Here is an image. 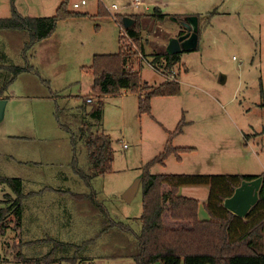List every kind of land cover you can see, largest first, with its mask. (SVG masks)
I'll return each mask as SVG.
<instances>
[{"label":"rangeland","instance_id":"obj_1","mask_svg":"<svg viewBox=\"0 0 264 264\" xmlns=\"http://www.w3.org/2000/svg\"><path fill=\"white\" fill-rule=\"evenodd\" d=\"M81 1L70 0L69 4V9L82 13L81 16L59 22L51 38L35 45L28 53L30 65L36 66L37 58L44 59L52 54L55 59L53 68L49 67L48 61L43 69L48 73L54 69L52 74L66 72V77L58 74L52 80L55 89L67 87L66 94H69V98L59 100L58 104L68 110L62 116L63 123L67 124L71 132L78 134L76 151L81 163L87 162L88 157L85 142L81 140L78 129L83 125L84 116L89 119L84 113L87 110L85 94H88L85 91L88 90L82 80L87 75L84 73L86 67L83 66L90 65L97 54H117L121 48L120 26L112 16L99 15V3L103 2L108 9L115 5L119 8L128 7L117 12L124 18L147 15V18L136 25L141 29L140 42L145 56L138 52L134 41L125 44L137 51L139 58L143 57L141 77L144 83L160 85L177 74L180 75L181 92L174 97H154L152 116L140 113L138 93L123 92L104 98L103 121L98 122L95 131L107 133L111 137L114 149L113 172L97 177L92 187H87L74 173L73 167L68 166V161L74 156L73 151L69 154L70 158L68 154H61L60 156L65 157L56 159L58 164L54 168L47 165L41 170H29L34 177H50L47 185L49 189L33 188L34 191H40L35 199L38 206L42 202L51 211L56 208L64 210L63 220L61 218L56 223L57 226H64V229L58 233L56 227L52 228L50 224L49 229L54 238L50 237V233L47 236L39 235L33 237V240L42 236L43 242L28 244L32 236L22 234L14 216H10L4 227V234H0V261L5 264H26L25 258L50 255L55 248L53 240L80 245L88 239L82 221L70 216L71 201L68 203L66 197L59 198L51 188L75 193L95 192L113 220L130 226L134 232L139 233L143 214V189L140 186L131 202L124 201L123 194L146 172L187 175L264 174V107L261 106L264 103V0H143L139 7L132 6L134 0H87L86 6L74 9L73 4ZM38 5L33 0H18L17 3L22 14L32 17H38L41 13ZM215 10L219 15L206 23L205 15ZM45 11L46 8L42 10ZM159 12L167 14V17L159 20L155 16ZM49 14L54 15L55 10ZM114 14L115 12L112 13ZM193 14L201 17L199 47L180 54V65L169 74L163 61L158 65L151 62L155 54L167 52L171 40L184 30L181 22ZM176 15L186 17L178 21L176 19L180 17ZM10 16L9 0H0V18ZM60 51L62 55H59ZM20 55L22 54L17 55L15 49L12 51L9 40L6 41L0 35V62L9 63L12 59L16 64L22 65L24 61L20 59ZM138 67L135 66L136 69ZM4 78L5 75L2 74L0 83ZM46 82L50 83L49 80ZM16 85L17 94L23 88L26 89L22 80ZM47 85L44 87L49 90ZM37 87L41 89L40 86ZM11 91L13 92L12 87L9 94ZM62 91L63 89L58 91V94ZM33 92L36 94L37 91ZM28 107L31 108V105ZM33 107L36 117L34 123L23 119L27 125L26 134L45 133L44 126L49 122L46 119H51L50 112L44 110L46 107L41 104H34ZM15 112L18 109L12 103L4 120L0 121V172L4 170L10 176H15L18 171L20 174L24 172L13 161L14 140L2 143L4 133L15 135L19 131ZM182 119L185 122L183 132L174 137L173 145L193 147L195 150L182 153L181 160L171 155L165 160V166L154 163L147 167L150 161L164 151L169 131L174 132ZM91 121L94 122L90 119L89 122ZM50 124L51 122L49 126ZM55 131L52 129L48 134L54 135ZM55 143L58 141L47 143L46 149H51ZM63 149L67 152L68 146L64 145ZM5 193L9 194V199L14 198L13 193L6 189L0 191V200L6 199ZM52 200L57 203L52 204ZM49 214L42 219L45 223L41 230L50 223ZM54 258L48 264H136L132 259H103L101 252L95 248L80 252L77 248L67 247L58 250Z\"/></svg>","mask_w":264,"mask_h":264},{"label":"trees","instance_id":"obj_2","mask_svg":"<svg viewBox=\"0 0 264 264\" xmlns=\"http://www.w3.org/2000/svg\"><path fill=\"white\" fill-rule=\"evenodd\" d=\"M9 2L11 16L0 18V35L6 41L9 40V48L12 51L15 49L17 55L22 54L19 57L24 63L18 65L12 59L9 63L0 62V76L5 75L4 81L0 83V98L8 92L19 75L35 71L29 62V51L51 37L59 22L81 16V13L69 9L70 0H63L54 16L43 18L25 17L17 9V0H9ZM104 13L110 15L106 7L100 3L99 14ZM216 14L217 11L209 13L206 23H209ZM117 16L118 21L124 25V17ZM146 16H130L134 24L126 28L137 44L138 52L143 56L145 55L140 42L141 29L136 25L147 18ZM155 16L159 20L167 17L161 12ZM180 18L178 20H182ZM198 18L201 19L200 15ZM201 34L202 28H199L200 39ZM120 44L121 48L117 54L96 55L92 65L85 68L93 77L92 110L84 111L89 119H83V125L78 132L81 140L85 142L87 162L81 163L77 155L78 134L71 132L67 124L62 121L64 112L68 110L58 108L56 113L61 127L72 136L73 171L88 187L93 186L92 181L95 178L113 172L114 149L111 137L107 133L95 131L98 122L103 121L104 98L117 96L123 92L138 93L140 113L152 116L154 97H174L181 92L180 75L177 74L176 79H169L158 86L144 83L141 77L144 65L137 51L122 45L121 39ZM153 58L151 63L158 65L163 61L169 74L173 73L174 68L181 63L180 53H157ZM136 65L139 66L137 69ZM262 94L264 97V92ZM261 106L264 107V103ZM90 119L94 122H89ZM183 119L175 131L170 132L164 151L150 161L147 167L154 163L164 165L165 160L171 155L181 160L182 153L195 150L173 145L174 137L183 132L185 125ZM258 177L263 178L259 201L247 216H237L224 206L225 200L233 196L236 188L241 186L243 181H252ZM141 187L143 214L140 218L139 233L134 232L132 227L113 220L95 192L71 194L73 215L82 221L88 239L80 245L53 240L55 248L50 255L25 258V263L48 264L55 259L58 250L74 247L80 252L95 248L101 252L103 259H132L136 264H264V252L258 247L259 242L264 240V174L261 176L187 175L146 172ZM181 187H209L210 193L205 205L210 216L209 220H200L199 202L193 198L180 196ZM1 188L5 189L3 191L10 190L14 195V198L9 199V194L5 193L6 199L0 200V231H2L0 234L3 235L10 216H14L17 225L21 226L25 195L23 182L19 178L0 176ZM39 242L43 241H37ZM32 243L36 242L28 244ZM0 264L5 262L0 261Z\"/></svg>","mask_w":264,"mask_h":264},{"label":"crops","instance_id":"obj_3","mask_svg":"<svg viewBox=\"0 0 264 264\" xmlns=\"http://www.w3.org/2000/svg\"><path fill=\"white\" fill-rule=\"evenodd\" d=\"M33 2L35 4H37V3L39 4L38 7L41 11V13L38 14L39 15L38 17L35 16L33 18H43V17L54 16L57 12V9L59 8V6L61 5V3L63 1L62 2H56V1L53 2L52 0H33ZM17 3H18V0L16 2V5H17ZM103 5L105 6L104 3H103ZM45 8H46V11L42 12V10H44ZM127 8L128 7L125 6V7L120 8V10H125ZM17 9L22 14V12L20 11L18 6H17ZM52 10H55L54 15L49 14V12ZM98 10H99V5H98ZM215 11H217V10H215ZM208 14L209 13H207L205 15V17H207ZM22 15L25 16L24 14H22ZM87 15L88 14H84V16H87ZM99 15L105 16V17L110 16L106 13L99 14ZM118 15L121 16V14H118ZM193 15L198 16V14H193ZM217 15H219L218 11H217V14L215 15V17ZM176 16L182 17V20L184 17H186V16H180V15H176ZM25 17H32V16H25ZM74 18H77V17H74ZM74 18H71V19H74ZM71 19H68V20H71ZM64 21H67V20H64ZM199 28H201L200 19H199ZM181 34H182V32L180 33V35ZM44 41H42L38 44H41ZM43 48H45V47H43ZM182 53H180V54H182ZM59 55H62L61 51H60ZM54 60L55 59L53 58L52 54L50 57H46L44 59L37 58L35 60L36 66H33L36 68L35 71L26 72V73L19 75L18 78L16 79V81L14 82V84L11 86L13 88V92L11 91V94H9V92H7L2 97L4 99L8 100V104L6 107V114L8 112L9 107H10V104H12V103L14 104V108L18 109V112H15V114L18 117L17 118V128H19V131H17L16 132L17 134H15V135L4 133L2 135V143L5 144L8 140H10V141L14 140L13 142L15 144V147H14L15 155H13V157H14L13 161H15V163L18 165V168L23 169L24 172H22L20 174L18 171V174H16L15 176H10V174H7L4 170H2V172H0V176H5V177H9V178H19L23 182V192H24L25 196H24V200H23V217H22V223H21L20 227L22 230V234L24 233L27 236H32L31 241H28V243L29 242L30 243L35 242V241L36 242L42 241L44 239H41V237L43 235H46V234L48 235L49 233L51 235L50 237L54 238L53 237L54 235L51 233L52 230L50 231V229H49L50 224H51L52 228L56 227L58 233H59V230L64 229V226H62V225L57 226V224H56V223H58V221L61 220V218L63 220L64 210L59 211V208H56L54 211H51V210L45 208L42 205V202H40V205L38 206V202L35 199V197L38 196V193L40 191L39 192L34 191L33 188H43L44 189L46 187V190L49 189L47 187V185H49L48 180L50 179V177L47 175H44V176L40 175V176L34 177V176H32L33 173H31L29 171V170H31V171L41 170L47 165L52 166L54 168V166H56L58 164L56 159H59L60 157H65V156H60L61 154H63V155L68 154L69 158H70L69 154H72V151L74 154V147H73L74 145L72 143V136L69 132L66 133V131L61 127V125L58 122L57 117H56L57 109L61 108V106H59V104H58V101L63 100L65 98H69V96H68L69 94H66V91H67L66 88L67 87L65 86L66 88L55 89V86H54V83L52 80V77L54 75H58V74L66 77V72L62 73V74H61V72L52 74L54 69H52L50 73H48L47 70L43 69V65L47 64L48 61H50L49 67L53 68ZM92 63H93V60H92ZM92 63L90 65L87 64L86 66H83V67H89L92 65ZM84 73H86L87 75H86V77L83 76L82 80L85 82L84 87L88 90V91H85V92H88V94H85V101L84 102L87 106V111L90 112L92 110V106H91L92 103H89L88 99L92 98L93 77H92L91 73L87 70H85ZM36 76L40 77V79H38ZM19 80H22V84L24 85V87L26 89L23 88L22 91H20L21 93L17 94V92H16L17 85L16 84L19 82ZM48 80L50 83L47 85L45 81H48ZM42 84H44V85H42ZM46 85L49 87V90L45 89ZM69 85H72V83ZM37 86H40L41 89L39 90V88ZM156 86H158V85H156ZM27 89H30L31 91L27 90ZM62 89H63V91L61 92V94H58V91H61ZM34 90L37 91L36 94L33 92ZM8 91H10V89ZM124 94H128V93L124 92ZM135 95H137V94H135ZM138 96L140 97L139 94H138ZM2 98H0V99H2ZM34 104H36V105L41 104V105L46 107V109H44V110H48L50 112V116H51V119L47 118L46 121L51 122V124L49 126V122H48L44 126V132L45 133L39 134L38 132H34L32 134H28V133L26 134L25 128L27 125L24 124L23 119L25 118L26 120L32 121V122H33V120H36L35 119L36 117L34 115V110L32 109ZM30 105H31V108L28 107ZM55 107H56V110H55ZM29 109H31V111H29ZM39 110H40V108H39ZM53 117H54V119H53ZM184 117L185 116H183V118ZM55 118H56V120H55ZM84 118L87 119L86 116H84ZM153 119H155V118L153 117ZM31 125H33V124H31ZM31 128H32V126H31ZM52 129L56 130L54 133L55 136L52 134L51 135L48 134L49 132H51ZM57 132H62V133H57ZM170 132H172V131H169V133ZM55 141H58V143H55V145L51 149L47 150L46 149L47 143H52ZM64 145L68 146L67 152H65L63 149ZM70 145H71V147H70ZM190 148H193V147H190ZM49 155H51V157H49ZM11 159H12V156H11ZM72 161H73V158L70 161H68V163H69L68 166H71ZM10 165H11V163L9 164V166ZM164 166H165V164H164ZM243 175H250V174H243ZM253 176H258V175H253ZM94 180L92 181V184H93ZM44 181H46L45 185L43 184ZM51 189L54 190L53 192L57 196H59V198L64 197L63 199H65V197H66L67 199H65V200H68V203L71 201V196H70L71 194H87V193H75V192H72L69 190H63V189H54V188H51ZM0 190L3 191V189H0ZM209 193H210L209 187H181L179 190L180 196L187 197V198H193L199 202L198 215H199L200 220H202V221H206V220L210 219V216H209V214L205 208V205L208 201ZM54 203H57V201L52 200V204H54ZM71 203H72V201H71ZM42 210H44V212ZM71 212L72 213L70 216L74 220H77L78 218L73 215L72 206H71ZM47 213H50L49 214L50 223L46 224L47 228L41 230L43 224L45 223V222L44 223L42 222V219L47 215ZM39 235H42V236L33 240V237L39 236ZM28 238H31V237H28ZM60 241H62V240H60ZM65 243H71V242H65ZM258 247H259L260 251L264 252V240L259 242Z\"/></svg>","mask_w":264,"mask_h":264},{"label":"water","instance_id":"obj_4","mask_svg":"<svg viewBox=\"0 0 264 264\" xmlns=\"http://www.w3.org/2000/svg\"><path fill=\"white\" fill-rule=\"evenodd\" d=\"M178 20V19H176ZM179 21V20H178ZM185 33L173 38L168 46L167 52L178 54L197 50L199 47V18L198 16H189L182 22ZM134 20L130 17L124 18V26L130 28ZM7 99H0V121H3L6 114ZM143 176L138 178L123 194L126 202H131L139 191ZM263 178L258 177L252 181H243L241 186L236 188L232 197L225 200L224 206L237 216L245 217L250 210L259 201V192L262 186Z\"/></svg>","mask_w":264,"mask_h":264},{"label":"built area","instance_id":"obj_5","mask_svg":"<svg viewBox=\"0 0 264 264\" xmlns=\"http://www.w3.org/2000/svg\"><path fill=\"white\" fill-rule=\"evenodd\" d=\"M87 3H88L87 0H82L81 3H74V4H73V8H74V9H79L82 5H87ZM142 4H143V1H142V0H134L132 6H133V7H139V6H141ZM119 10H120V8L117 7L116 5L113 6L112 8H109V9L107 8V11L110 13V16H112L113 19L115 20V22L118 23L119 26H120V29H121L120 39H121L122 45H126V46H128L129 44H125V42L133 43V40H132V38L130 37V35H129L127 29H126V27H125L122 23H120V22L118 21V16H117L118 13H117V12H118ZM113 12H115L114 15H112ZM140 58H143V57L140 56ZM172 77H173V79H176V74H175L174 76L172 75ZM88 102L91 103V102H92V99H91V98L88 99Z\"/></svg>","mask_w":264,"mask_h":264},{"label":"flooded vegetation","instance_id":"obj_6","mask_svg":"<svg viewBox=\"0 0 264 264\" xmlns=\"http://www.w3.org/2000/svg\"><path fill=\"white\" fill-rule=\"evenodd\" d=\"M184 33H185V31H182V34H181V35H183ZM181 35H180V36H181Z\"/></svg>","mask_w":264,"mask_h":264}]
</instances>
